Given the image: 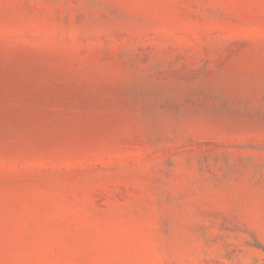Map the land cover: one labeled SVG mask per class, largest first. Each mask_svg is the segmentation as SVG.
Wrapping results in <instances>:
<instances>
[{
  "label": "rangeland",
  "instance_id": "374dc122",
  "mask_svg": "<svg viewBox=\"0 0 264 264\" xmlns=\"http://www.w3.org/2000/svg\"><path fill=\"white\" fill-rule=\"evenodd\" d=\"M0 264H264V0H0Z\"/></svg>",
  "mask_w": 264,
  "mask_h": 264
}]
</instances>
